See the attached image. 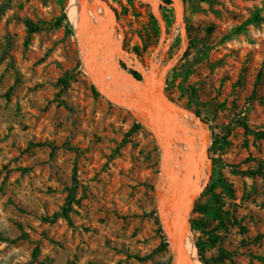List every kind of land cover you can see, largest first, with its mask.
<instances>
[{"label":"rangeland","instance_id":"1","mask_svg":"<svg viewBox=\"0 0 264 264\" xmlns=\"http://www.w3.org/2000/svg\"><path fill=\"white\" fill-rule=\"evenodd\" d=\"M105 1L129 55L174 60L164 94L210 131L215 188L195 204L213 213L189 216L202 222L197 259L199 238L211 263L264 264V21L233 34L264 0H182V35L161 0L163 43L149 3ZM82 59L70 0H0V264H172L157 206L164 145L99 95Z\"/></svg>","mask_w":264,"mask_h":264},{"label":"water","instance_id":"2","mask_svg":"<svg viewBox=\"0 0 264 264\" xmlns=\"http://www.w3.org/2000/svg\"><path fill=\"white\" fill-rule=\"evenodd\" d=\"M143 1L149 3L152 8V15L160 28V43H163L167 30L160 7L164 3L161 0ZM171 2L175 22L181 29L182 35L184 31V3L182 0H179V5L174 0H171ZM78 4L75 37L80 51L81 45L83 50H90L93 47L98 48L105 45L106 41L104 40L108 31V20L111 23V33L115 35L114 37H117L119 29L117 16L105 0H78ZM86 37L94 40L89 44L84 39ZM103 47L106 49V46ZM119 49V52H126L122 46ZM167 49L166 43L161 49V58L164 57ZM130 55L137 57L136 53H130ZM154 56L155 53L150 57L147 67L140 64L142 69L136 70L140 75V80L129 70L122 67V64H125L122 61H119V66L116 70L104 64L100 67L94 64L89 57L82 59V63L84 72L88 75L99 95L106 98L108 102L125 108L137 123L147 128L153 134L160 146L163 144H161L162 133L167 136L166 138L171 136L173 143L176 145L174 154L177 155V158L182 154L184 148L190 150L195 142L198 143L199 148L197 153L195 155L188 154L189 156H184L186 161L183 159L181 163L184 168L189 165V170L192 171L189 177L190 180H187L185 177L183 178L186 173L179 175L180 177H176L179 178V181L182 180V188L179 190L176 187L165 201L161 200L157 192L159 217L164 234L172 249V264H197L199 260L196 255L193 258L188 253L187 233L188 231L191 232V226L190 222L186 220L185 212L190 205L193 208L196 200L202 195L210 182L212 167L207 158L210 131L196 114L182 109L166 97L164 94V84L167 74L173 67L174 60L162 64L161 59L157 61ZM108 76H111V79H108L106 82L105 79ZM115 81L120 83L116 85ZM108 85L114 87L116 85L119 89L115 88L113 89L114 93H111L108 90ZM165 109H172L174 111L173 115L168 114ZM179 113L193 118L194 127H188L182 123L179 120ZM174 144H171V146ZM161 150L162 157L165 159L170 154L167 143L163 147L161 146ZM165 203H169L168 211L172 213L170 218L160 214Z\"/></svg>","mask_w":264,"mask_h":264},{"label":"bare ground","instance_id":"3","mask_svg":"<svg viewBox=\"0 0 264 264\" xmlns=\"http://www.w3.org/2000/svg\"><path fill=\"white\" fill-rule=\"evenodd\" d=\"M147 1H157V0H147ZM176 1V3L179 5V0H174ZM78 9H79V4H78V0H70V16L74 22V24H76V16L78 13ZM101 13V12H100ZM108 22V28H107V33H106V38L104 41L105 45H102L101 47H93V49H82V45H81V51H82V55H83V59L84 58H91L92 62L94 64H97L98 66H102V64L107 65L108 67H110L113 70L118 69L119 66V61L123 60L125 61L129 66L133 67L135 66L136 69L141 70V65L139 63V61L137 60V58L133 55H129L126 52H119L120 49L119 47L122 46V41L121 39L114 37L115 35L113 33H111V23L110 20L107 21ZM85 41H87L89 44L94 40L92 38H84ZM96 41V40H95ZM108 43V44H107ZM106 46V49L103 47ZM167 47H168V43H167ZM119 53V55H118ZM108 79H111V76H108L105 81L107 82ZM118 81H115V84L117 85ZM115 85H108V90H110L109 92L114 93L113 89H119L117 86ZM166 112H168V114L173 115L174 111L172 109H165ZM179 120L186 124V122L183 120H181V117L187 116V115H183L182 113H179ZM186 126L190 127L189 125L186 124ZM188 136V135H187ZM167 136L165 134L162 133V145H165L167 143V146L170 150V154H168V156H166V158L164 159L163 162V175L161 177L160 180V190L161 193L159 191V195L161 200L165 201L166 198L169 196V194H171L176 187H178V189L180 190V188H182L181 186V181H179V178L176 177H180L179 175H184L186 173L185 176H183V178L185 177L187 180L190 177L191 174V170H189V165L186 166L184 168V166L181 164L182 160L184 159V156H189L188 154L191 155H195L197 153V150L199 148L198 144L195 142L193 147L190 150H187L186 148H184L182 150V154L177 158V155L174 154L176 148L174 147V143H173V138L170 136L168 138H166ZM189 137V136H188ZM171 144H174L171 146ZM176 146V145H175ZM173 152V153H172ZM185 160V159H184ZM186 161V160H185ZM200 177V176H199ZM190 180V179H189ZM201 181V179H200ZM191 182V181H190ZM192 184H194L192 182ZM167 202V201H166ZM168 204V205H167ZM168 206L169 203H165L163 206V209L161 210V214L162 216H166L167 218H170L172 216V213L170 211H168ZM192 211V207L191 205L189 206V208L186 210L185 212V216H186V220L189 221V216L190 213ZM190 231H188L187 233V246H188V253L194 258L195 254H196V250L194 248V246L192 245V243L190 242ZM198 264V263H197Z\"/></svg>","mask_w":264,"mask_h":264},{"label":"trees","instance_id":"4","mask_svg":"<svg viewBox=\"0 0 264 264\" xmlns=\"http://www.w3.org/2000/svg\"><path fill=\"white\" fill-rule=\"evenodd\" d=\"M163 1L166 4L170 3L169 0H163ZM205 1H207V0H205ZM150 19H151V23H152L155 31L157 32L158 28H157L156 21L154 20V18L152 16H150ZM263 21H264V16L261 15V11L259 9H255L254 12L242 24H240L239 26L234 28L233 34L246 35L247 34V30H248L249 27L258 26ZM133 52L136 53V54H139V48L138 47H134L133 48ZM132 74L138 80H140V75L139 74H137L135 72H132ZM137 125H139V124H137ZM257 136H259L262 140H264V133L263 132L262 133L261 132L258 133ZM213 173H214V171H213ZM246 174L250 175V176H253L256 173L248 172ZM214 188H215V185H213V184L208 185V187L202 193L201 197L205 196V195H207L209 193H212ZM66 213H67V208H64L62 210V215L65 216ZM192 213H198V214L206 215V214H212L213 211L207 204H195L193 209H192ZM190 226H191L192 231H199V230L202 229V222L199 219H193V220H190ZM206 246H207V244L205 242L201 241L199 238L196 240L195 247H196V249L198 251L199 261H200L201 264H214V263H211L209 260H207L205 258V248H206ZM233 264H235V263H233Z\"/></svg>","mask_w":264,"mask_h":264}]
</instances>
